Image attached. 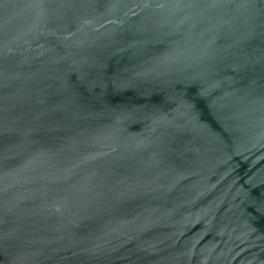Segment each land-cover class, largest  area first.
<instances>
[{"label": "water", "instance_id": "obj_1", "mask_svg": "<svg viewBox=\"0 0 264 264\" xmlns=\"http://www.w3.org/2000/svg\"><path fill=\"white\" fill-rule=\"evenodd\" d=\"M0 264H264V0H0Z\"/></svg>", "mask_w": 264, "mask_h": 264}]
</instances>
